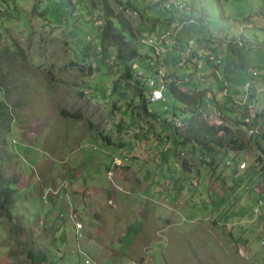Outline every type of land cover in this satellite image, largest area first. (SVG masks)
Masks as SVG:
<instances>
[{"label": "rangeland", "instance_id": "1", "mask_svg": "<svg viewBox=\"0 0 264 264\" xmlns=\"http://www.w3.org/2000/svg\"><path fill=\"white\" fill-rule=\"evenodd\" d=\"M108 1L114 11L122 6ZM131 1L140 13L124 11L133 28L126 37L140 54L132 68L143 76L145 94L149 77L160 79L151 61L170 80L177 76L182 91L203 92L197 112H183L185 105L167 90L163 100L147 104L153 115L142 109L114 49L100 50L98 0H0V99L11 104L14 117L0 136V174L17 181L0 220H8L9 233L22 225L28 236L45 227L69 237L71 209L86 214L90 225H117L127 240L139 231V243L152 257L148 264H264V170L258 158V144L264 148V47L248 52L250 67L241 72L226 48L231 38L264 39L244 21L264 27V0H183L186 16L202 17L196 24L181 21L175 6L166 9L168 0ZM167 31L164 45L157 38ZM187 43L202 55L200 64L209 59L222 81L215 74L184 81L195 73L196 59L178 66L189 61ZM201 47L215 55L205 58ZM218 55L223 60L215 62ZM173 123L180 130L212 126L220 144L210 142L212 151L182 148ZM233 135L243 149L235 148ZM20 236L12 247L24 253L33 239ZM112 236L104 233L103 240ZM72 259L68 264L77 261Z\"/></svg>", "mask_w": 264, "mask_h": 264}, {"label": "trees", "instance_id": "2", "mask_svg": "<svg viewBox=\"0 0 264 264\" xmlns=\"http://www.w3.org/2000/svg\"><path fill=\"white\" fill-rule=\"evenodd\" d=\"M71 5V0H66ZM120 4L122 3V6L118 11H114L112 7L109 4L108 0H98V4L101 9V13L103 15L104 21L99 26V44H100V50L104 53L106 49L112 48L115 51V56L118 59V61L123 66V72L121 74L122 78H125L126 80H132L135 88L137 90V96L140 99L141 107L142 109L148 114L153 115L152 112H147V104L149 102V95L151 93V88L149 90V94H145L146 84L144 81V78L142 75L139 76V74L135 73L134 69L132 68V64L135 63L140 58V54L136 51L135 48L130 47L127 35L133 34V28L128 20V18L124 15V11L126 10H134L139 12L138 8L135 6L133 1L131 0H124L120 1ZM166 8V7H165ZM177 9V8H176ZM179 11L183 12V18H181V21L187 20L188 18H194L191 16H186L185 9H177ZM140 13V12H139ZM141 15V14H140ZM197 22L202 20V17H198L195 19ZM244 21L247 23V25H250L251 29H259L264 34V27L257 28L253 21H251L250 18L244 19ZM169 37L168 36L166 38ZM164 38L163 40H165ZM264 47V39L260 40L255 37L254 41H251L249 39H245L243 37L239 38H231L228 40L226 44V48L228 50V55L231 57V63L232 65L238 69L239 72L245 71L249 69L250 67V56L248 55V52L252 51L254 48H262ZM87 51V50H86ZM85 52V51H84ZM202 55H199L197 52H191V56L187 57L189 61H184V64L186 65L187 62L191 63L194 59H200ZM146 58H149L148 55L145 56ZM216 59L220 61L222 59V56H215ZM223 60V59H222ZM195 64V62H193ZM207 63H211L209 59H207ZM150 66H152L153 70L161 71L157 67H154L152 62L150 61ZM188 66V65H187ZM196 67V64H195ZM216 68V67H215ZM197 69V68H196ZM195 73L197 70L194 71ZM195 73H190L189 76L184 78V81H189L192 77L196 78ZM157 74V72H155ZM167 74L159 75L160 78L157 80L158 82H162L166 86V90L176 99H178L183 105H185L182 109L183 112H190L192 116L197 112L198 107L200 106V98L203 94V92H200L199 95H192L189 93H186L179 89L177 86V83L179 82V79L176 76V80H170L169 77H166ZM141 78V79H140ZM148 78V77H147ZM146 78V79H147ZM190 78V79H189ZM148 85V84H147ZM148 88V87H147ZM223 90V89H222ZM148 92V89H146ZM13 113L11 109V104H9L7 101L0 99V136L5 134L10 130L11 123L13 121ZM190 122L193 121V117L189 119ZM172 132L173 134L178 138V144L180 147H187L191 146V149L194 148L196 145L203 147L204 149H207L209 151H212V148L210 147L209 143L213 142L216 144H220V137H217V130L210 126H203V127H188L186 129L180 130L178 126L173 123L171 124ZM262 139H264V135L262 134L260 136ZM5 140V139H3ZM231 141L233 142L235 148L243 149L244 144L239 140L237 136H232ZM108 142L110 143L109 139ZM111 144V143H110ZM260 154H259V160L263 162L262 168L264 170V148L260 147ZM185 162V161H184ZM17 184V181L11 177H5L2 174H0V210L7 212L9 209V206L12 204L14 196L17 193V190L15 188V185ZM41 255V254H39ZM27 256L32 258V252L28 251ZM46 257L38 259L36 262H40L42 260H45ZM34 261V262H35Z\"/></svg>", "mask_w": 264, "mask_h": 264}, {"label": "crops", "instance_id": "3", "mask_svg": "<svg viewBox=\"0 0 264 264\" xmlns=\"http://www.w3.org/2000/svg\"><path fill=\"white\" fill-rule=\"evenodd\" d=\"M190 22L194 23L195 21L193 22L191 20ZM179 26L180 25H178V27ZM185 29L187 30V34H185V37H186L188 35L189 29L187 26H185ZM168 33H164L162 37L166 38ZM166 40H168V38L165 39L164 41L162 40L159 42L165 45L167 43ZM188 44L189 43H187V48L185 49L187 57L191 56V52H194V53L197 52L199 55H201L200 52H198L197 50H193ZM201 49L203 50V56H205L206 58V53L210 52L211 50L205 49V47L204 48L201 47ZM216 61H219V60L217 59ZM202 68H204L203 75L197 74V72L195 73V76L197 77V79L198 78L203 79V77L206 79L215 74L217 75L218 80L222 81V79L220 78L221 75L218 73V70L216 71L214 67L213 69L216 72L212 70L211 63H207V65L202 64L201 68L199 69H196L195 67V70L199 71ZM253 71L255 72V70ZM253 71H252V74L257 75V71L256 73H254ZM222 83L224 85V82ZM226 86L227 85H225V87ZM249 94L253 97L251 93ZM109 203H112V200H109ZM60 213L61 214L57 217V225L59 226L63 220V219L61 220L62 214L64 215L63 212H60ZM67 214L70 218H72V221L74 223V230L69 234V237L67 234L65 235L61 234L60 236H56L55 234H52L45 227H43L40 233L36 234L35 237L28 236L25 228L22 225H19V228H18L19 230L15 232L10 231L9 233L8 226H6L8 224V220H5V221L0 220V251H1L0 260H5L6 264H68L67 261L69 259V256L73 257L72 261L77 260L74 264H81V262H84V264H90V263H93V264H140V263H145V264H148L152 260V257L149 254V252L144 253V247L142 248L141 242L139 243V240H138L140 236L139 231H135L133 236H131L130 239L127 240L128 237L120 233L119 229L117 228L118 227L117 225H114L112 227H107V229H105L100 224L90 225L89 222L86 223L84 218L87 219L86 217L88 216L82 213V211L78 212L80 216H78L76 212L73 213L71 209L69 210V212H67ZM11 216H14V215L11 214ZM98 217L99 216L95 214V218H98ZM11 222L12 223L14 222V217H11ZM76 222L81 223V225H83L82 230L78 231L82 235H78V232L75 226ZM60 229H61V226H60ZM107 232H111V234L113 235L112 237L109 238L108 240L109 242H106L105 240H103V234ZM20 234L24 236L26 234L27 238L30 237L31 239H33V240H30L31 242H28L30 244V247L24 253L23 252L17 253L15 250L13 251V247H12L15 244H17L18 242L17 240L24 239V237L20 236ZM100 235H102V237H100ZM70 236L71 238L73 237V244L71 245H69L70 243L68 242V239L70 238ZM40 237H43V238L47 237V242H40L39 241ZM54 249L55 251H53ZM28 251L32 252V258L27 256ZM69 254H75V257ZM44 257H46L45 260H42L39 263L36 262L38 259L44 258ZM53 257L56 258V262L51 261ZM15 259L17 260L16 263H15ZM169 260H172V257Z\"/></svg>", "mask_w": 264, "mask_h": 264}, {"label": "built area", "instance_id": "4", "mask_svg": "<svg viewBox=\"0 0 264 264\" xmlns=\"http://www.w3.org/2000/svg\"><path fill=\"white\" fill-rule=\"evenodd\" d=\"M174 4V5H172ZM173 6H175L177 9H185V6H186V3L183 1V0H180V1H177V2H173L171 0H168L166 3H165V7L166 9L168 10H171L173 8ZM187 20H192V21H195L194 18H188ZM185 21V20H184ZM197 23V21H195V24ZM160 38H157V40H159ZM176 42V40L172 39V44L174 45V43ZM191 42V41H190ZM189 42V43H190ZM189 45V44H188ZM170 48V44H169V47L168 49ZM206 54L208 55H215L214 53H209L207 52ZM220 56V55H218ZM195 64H196V68L199 69L201 68L202 64H200V59H197L194 61ZM184 65V62H179L178 63V66H182ZM153 70V69H152ZM212 70L214 71L213 69V66H212ZM154 72H157L158 75H161V71H157V70H153ZM215 72V71H214ZM256 73V71L254 72ZM149 83H150V86L152 87V97L150 98L149 102H154V101H158V100H163L164 99V94L161 93L159 90H158V86H157V80L154 79L153 77H149ZM225 82H224V88H223V94H227V89L225 87ZM262 201L259 200V204L261 203ZM76 229H77V232L80 231L82 225L80 223H76ZM78 235H81L80 232H78ZM140 264H145V263H140Z\"/></svg>", "mask_w": 264, "mask_h": 264}, {"label": "bare ground", "instance_id": "5", "mask_svg": "<svg viewBox=\"0 0 264 264\" xmlns=\"http://www.w3.org/2000/svg\"><path fill=\"white\" fill-rule=\"evenodd\" d=\"M195 20V19H194ZM191 21V20H190ZM196 21V20H195ZM194 22V21H193ZM164 33H168V32H164ZM161 37H162V35H161ZM160 37V39H162ZM167 39V38H166ZM163 40V39H162ZM164 41V40H163ZM216 72V71H215ZM149 85H150V83H149ZM158 86V90L161 92V93H163L164 94V92H165V90H166V85L165 84H159V85H157ZM152 97V87H151V93H150V95H149V100H150V98Z\"/></svg>", "mask_w": 264, "mask_h": 264}]
</instances>
